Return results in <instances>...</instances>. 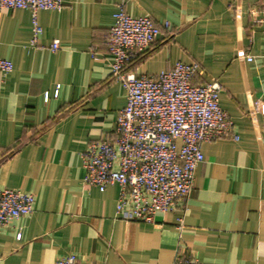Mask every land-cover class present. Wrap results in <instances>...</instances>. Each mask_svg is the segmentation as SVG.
Wrapping results in <instances>:
<instances>
[{
    "label": "crops",
    "instance_id": "0c3cea01",
    "mask_svg": "<svg viewBox=\"0 0 264 264\" xmlns=\"http://www.w3.org/2000/svg\"><path fill=\"white\" fill-rule=\"evenodd\" d=\"M118 7L160 29L128 72L197 63L193 82L220 84L238 137L203 143L190 198L149 224L116 215L117 185L83 182L82 154L114 137L126 101L107 50ZM36 17L33 45L30 11L0 8V59L13 65L0 73V188L35 197L31 215L0 228V264H264V115L253 111L264 103V0H62Z\"/></svg>",
    "mask_w": 264,
    "mask_h": 264
},
{
    "label": "built area",
    "instance_id": "2783aa9c",
    "mask_svg": "<svg viewBox=\"0 0 264 264\" xmlns=\"http://www.w3.org/2000/svg\"><path fill=\"white\" fill-rule=\"evenodd\" d=\"M61 7L62 0H0L1 9L30 11L33 45L42 33L36 13ZM113 20L107 39L111 75L122 86L126 101L118 113L114 137L90 143L82 154L83 182L101 193L117 185L116 215L124 221L149 224L155 215L170 213L188 201L194 190L195 170L203 163V143L237 141L238 137L219 106L220 84L193 82L199 71L197 63L177 62L155 76L127 72V67L155 43L160 29L151 18L132 17L121 7ZM50 49L57 51L58 41H53ZM246 60L252 61V57ZM12 69L9 60L0 59L1 74ZM44 100H48L47 93ZM253 108L264 115L263 102L255 101ZM34 203L31 193L0 188V228L31 215ZM55 264L85 263L69 255L58 258ZM173 264L204 263L177 255Z\"/></svg>",
    "mask_w": 264,
    "mask_h": 264
},
{
    "label": "trees",
    "instance_id": "16d2710c",
    "mask_svg": "<svg viewBox=\"0 0 264 264\" xmlns=\"http://www.w3.org/2000/svg\"><path fill=\"white\" fill-rule=\"evenodd\" d=\"M146 53H147V52H146ZM146 53H145V54H146ZM145 54L141 55L137 60H135L134 63H132L131 65H129V66L127 67L126 71L128 72L129 67H132V66H133L134 64H136L138 61H140V60L144 57Z\"/></svg>",
    "mask_w": 264,
    "mask_h": 264
}]
</instances>
